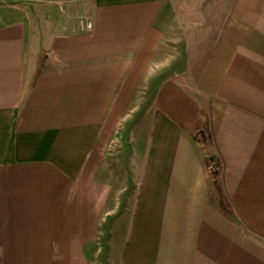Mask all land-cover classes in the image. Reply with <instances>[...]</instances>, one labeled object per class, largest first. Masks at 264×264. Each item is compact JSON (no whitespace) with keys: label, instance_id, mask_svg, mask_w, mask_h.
<instances>
[{"label":"crops","instance_id":"obj_1","mask_svg":"<svg viewBox=\"0 0 264 264\" xmlns=\"http://www.w3.org/2000/svg\"><path fill=\"white\" fill-rule=\"evenodd\" d=\"M191 7L0 0V264H264V0H232L192 84L140 97Z\"/></svg>","mask_w":264,"mask_h":264},{"label":"rangeland","instance_id":"obj_2","mask_svg":"<svg viewBox=\"0 0 264 264\" xmlns=\"http://www.w3.org/2000/svg\"><path fill=\"white\" fill-rule=\"evenodd\" d=\"M183 5H190L192 7L197 6V9H201L198 12L185 15L187 20V28L184 32L183 45L180 47L186 51L184 54H178L180 61L168 63L166 68L158 69L154 71L147 79L146 84L142 88L140 97L145 100L147 104L151 103L154 92L156 91L160 82L165 80L169 76H176L183 81L190 82L191 84L196 79V72L202 70L203 62L198 61L197 58L201 54L200 52L208 43H212L215 40V35L218 32V28L226 15V9L231 5L232 0H180ZM191 7V9H192ZM213 7L214 10L211 14H206L204 8ZM193 10V9H192ZM191 10V11H192ZM202 28H204L202 30ZM166 64V63H164ZM140 100V99H139ZM133 145V143H132ZM130 149V148H129ZM131 152L121 155L119 160H123V166L113 167L116 169L115 181L118 182V186H126L129 184L127 190L120 194L119 198H124L127 203L124 204L126 213H132L134 202L137 195V188L139 180L138 175L135 173H127L128 169L133 172L137 167L138 159L132 149ZM121 158V159H120ZM117 161V159H115ZM137 165V166H135ZM135 166V167H134ZM131 177V178H130ZM118 180V181H117Z\"/></svg>","mask_w":264,"mask_h":264},{"label":"built area","instance_id":"obj_3","mask_svg":"<svg viewBox=\"0 0 264 264\" xmlns=\"http://www.w3.org/2000/svg\"><path fill=\"white\" fill-rule=\"evenodd\" d=\"M75 26L80 31H91L94 28V23L90 18L79 17L75 20Z\"/></svg>","mask_w":264,"mask_h":264}]
</instances>
